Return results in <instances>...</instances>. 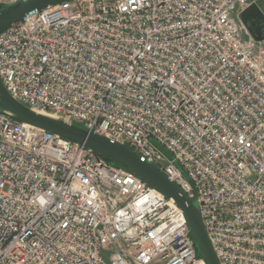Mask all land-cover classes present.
Returning <instances> with one entry per match:
<instances>
[{
    "label": "built area",
    "instance_id": "built-area-1",
    "mask_svg": "<svg viewBox=\"0 0 264 264\" xmlns=\"http://www.w3.org/2000/svg\"><path fill=\"white\" fill-rule=\"evenodd\" d=\"M252 1L71 0L0 34L11 97L161 168L219 264H264V41L238 18ZM194 241L123 166L0 111V264H206Z\"/></svg>",
    "mask_w": 264,
    "mask_h": 264
},
{
    "label": "water",
    "instance_id": "water-1",
    "mask_svg": "<svg viewBox=\"0 0 264 264\" xmlns=\"http://www.w3.org/2000/svg\"><path fill=\"white\" fill-rule=\"evenodd\" d=\"M71 0H25L5 5L0 10V34L22 21L29 12L43 10L49 6ZM241 23L248 29V35L256 41H264V0H253L238 13ZM253 27V28H252ZM254 29V31H253ZM0 111L14 120L41 128L67 138L89 148L95 155L108 157L118 162L129 173L140 178L148 185L171 200L183 211L190 230L195 238V246L203 256L206 264H219L213 247L201 222L200 211L196 201L185 197L181 188L166 176L161 168L148 161L139 159V155L126 144L111 141L94 130H87L78 125L63 121L53 115L31 109L11 97L0 80ZM164 154L171 158L170 152L154 141Z\"/></svg>",
    "mask_w": 264,
    "mask_h": 264
},
{
    "label": "trees",
    "instance_id": "trees-1",
    "mask_svg": "<svg viewBox=\"0 0 264 264\" xmlns=\"http://www.w3.org/2000/svg\"><path fill=\"white\" fill-rule=\"evenodd\" d=\"M102 157L104 158V160H106V161H108V162H111V163H113L114 165L122 166V165H120L118 162H115V161L111 160V159L108 158V157H104V156H102ZM197 250H198V249H197ZM198 255H201V253H200L199 250H198Z\"/></svg>",
    "mask_w": 264,
    "mask_h": 264
},
{
    "label": "rangeland",
    "instance_id": "rangeland-1",
    "mask_svg": "<svg viewBox=\"0 0 264 264\" xmlns=\"http://www.w3.org/2000/svg\"><path fill=\"white\" fill-rule=\"evenodd\" d=\"M5 5H0V10L4 9Z\"/></svg>",
    "mask_w": 264,
    "mask_h": 264
},
{
    "label": "flooded vegetation",
    "instance_id": "flooded-vegetation-1",
    "mask_svg": "<svg viewBox=\"0 0 264 264\" xmlns=\"http://www.w3.org/2000/svg\"><path fill=\"white\" fill-rule=\"evenodd\" d=\"M245 27V26H244ZM253 28V27H252ZM245 29H246V31H247V33H248V29L245 27ZM253 31H254V29H253Z\"/></svg>",
    "mask_w": 264,
    "mask_h": 264
}]
</instances>
